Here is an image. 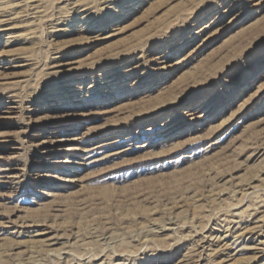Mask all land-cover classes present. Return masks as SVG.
<instances>
[{
	"label": "rangeland",
	"instance_id": "rangeland-1",
	"mask_svg": "<svg viewBox=\"0 0 264 264\" xmlns=\"http://www.w3.org/2000/svg\"><path fill=\"white\" fill-rule=\"evenodd\" d=\"M0 1V264H264V0Z\"/></svg>",
	"mask_w": 264,
	"mask_h": 264
},
{
	"label": "bare ground",
	"instance_id": "bare-ground-1",
	"mask_svg": "<svg viewBox=\"0 0 264 264\" xmlns=\"http://www.w3.org/2000/svg\"><path fill=\"white\" fill-rule=\"evenodd\" d=\"M15 1V0H14ZM23 1H25V0H23ZM27 1V0H26ZM25 1V2H26ZM29 1V0H28ZM35 1V0H34ZM1 2V1H0ZM11 2V1H10ZM20 1H18L17 3H19ZM4 3V2H3ZM9 4V3H8ZM11 4V3H10ZM13 4V3H12ZM11 4V5H12ZM26 4H28V3H26ZM10 5V6H11ZM19 5H21V4H19ZM24 5V4H23ZM34 5V4H33ZM12 6H14V5H12ZM27 6V5H26ZM31 6V5H30ZM34 8V7H33ZM67 8V7H66ZM41 9V8H40ZM13 10V9H12ZM12 12V11H11ZM12 14V13H11ZM4 15H5V13H4ZM12 16V15H11ZM2 17V16H1ZM84 17V16H83ZM4 18V17H3ZM46 20V19H45ZM3 21H4V19H3ZM13 21V20H12ZM7 22V21H6ZM3 31V30H2ZM77 126H78V124H77ZM77 126H76V128H75V130L77 129ZM74 131V130H73ZM65 139V138H64ZM74 140H77L78 139V137H76V135L74 136V138H73ZM73 139H67V140H65V141H68V140H73ZM58 140H60V139H58ZM61 140H62V138H61ZM105 142V141H104ZM104 145H102V147H103ZM94 148H92L91 149V151L93 150ZM69 152H71V154H73V152H75V150H78L77 148H74L73 146L72 147H68V149H67ZM85 150H87V149H85ZM85 150H83L82 149V151H81V153L83 152V151H85ZM96 150V149H95ZM94 150V151H95ZM80 153V151H78V153L77 154H79ZM75 155H76V153H75ZM78 158V162H80V160H81V158L80 157H82V156H78V155H76ZM75 157V156H74ZM83 161V160H82ZM78 164H80V163H78ZM77 164V165H78Z\"/></svg>",
	"mask_w": 264,
	"mask_h": 264
}]
</instances>
